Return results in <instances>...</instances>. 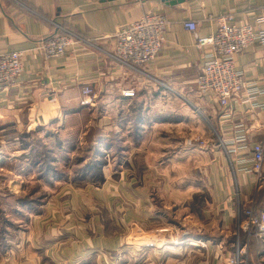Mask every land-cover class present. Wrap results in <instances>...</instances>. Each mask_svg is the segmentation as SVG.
Returning <instances> with one entry per match:
<instances>
[{"label":"crops","instance_id":"crops-1","mask_svg":"<svg viewBox=\"0 0 264 264\" xmlns=\"http://www.w3.org/2000/svg\"><path fill=\"white\" fill-rule=\"evenodd\" d=\"M263 8L264 0H0V51L25 52L16 80L0 84V176L14 193H45L0 264H228L244 243L250 259L263 256V240L245 227L250 212H264V161L263 183L251 170V146L264 143V44L235 56L254 97L241 92L222 107L194 84L205 62L196 37L214 33L210 17L251 21ZM146 10L169 20L145 68L151 81L108 55L114 32ZM187 19L198 22L193 32ZM67 26L82 39L63 55L33 49ZM84 84L89 103L80 102ZM192 135L209 150L186 147Z\"/></svg>","mask_w":264,"mask_h":264},{"label":"built area","instance_id":"built-area-1","mask_svg":"<svg viewBox=\"0 0 264 264\" xmlns=\"http://www.w3.org/2000/svg\"><path fill=\"white\" fill-rule=\"evenodd\" d=\"M216 29L208 36H197L196 45L205 48V62L200 66L194 84L201 93H209L224 107L236 94L245 92L249 98L254 97L258 88L246 81L235 66L236 54L245 51L254 42L264 44V8L251 21L236 22L232 13L211 16ZM169 20L165 14L146 10L137 18L120 26L114 32V44L108 55L119 64L147 74L145 68L154 60ZM183 26L194 31L198 22L187 19ZM67 32V31H66ZM75 38V40H73ZM77 35L57 33L48 36L33 47L45 58H55L63 55L66 48L76 40ZM23 50L0 51V84H12L22 71ZM92 88L84 84L81 88V103L91 101ZM124 95H132V90L123 91ZM261 126V124L259 123ZM196 142V143H195ZM190 145L198 144L200 149H208V142L202 138L187 141ZM251 170L261 178L260 172L264 161V143L256 142L252 146ZM246 231L264 242V212L250 214L247 217ZM228 264H264V254L257 260H252L247 254V243L238 245L233 255L226 258ZM150 264H164L154 260Z\"/></svg>","mask_w":264,"mask_h":264},{"label":"rangeland","instance_id":"rangeland-1","mask_svg":"<svg viewBox=\"0 0 264 264\" xmlns=\"http://www.w3.org/2000/svg\"><path fill=\"white\" fill-rule=\"evenodd\" d=\"M65 30H67V32H64V33L67 35L73 34V35L79 36L78 34L75 33V31H73L68 26L65 28ZM73 40H75V38ZM119 65L126 67L125 65H122V64H119ZM142 76L146 77L147 81H151L149 75L142 74ZM132 95H134V91ZM80 100L82 99L80 98ZM189 138L191 139L199 138L200 139L202 137H200L199 135H192L186 139L185 146L194 148L195 149L194 152H195L196 149L199 148L198 144H195V145L188 144L187 141ZM215 139L216 138L214 137V140ZM204 140L208 142V145L210 147V142L207 139H204ZM100 146L102 147L101 144ZM147 146H149V144ZM209 147L205 151L209 150ZM34 149H35V154H34L35 162H37L38 165L40 164V166L44 165L43 159L41 157L43 147L39 146L38 144H34ZM256 175L257 174L254 173V178L256 182L258 183V185L263 183L262 172H260L261 178L257 177ZM1 177L2 176H0V254L3 255V253L7 249L10 248L11 243H14L16 245V243L12 240L13 237L20 234V232L24 231L23 229L27 227V223H28L27 215L30 214L31 211L35 213H38L39 211H41L42 209L41 201L43 200V196L45 195V193L43 191H37V190L35 192L30 191V190L28 191L25 190L24 192H20V191L18 192L19 189L16 190V193H14L13 191H11L10 186L8 187L5 185V183H3V182H6V179L8 182V178L4 179V177L2 178ZM25 180L23 184L24 186H26ZM263 190L264 189H262V192H264ZM19 198H27V200L30 201V204H26V202H22V199H19ZM17 204L21 205V207L19 208ZM29 206H31V208H29Z\"/></svg>","mask_w":264,"mask_h":264},{"label":"water","instance_id":"water-1","mask_svg":"<svg viewBox=\"0 0 264 264\" xmlns=\"http://www.w3.org/2000/svg\"><path fill=\"white\" fill-rule=\"evenodd\" d=\"M161 1L167 5H174L177 3H182V2L187 1V0H161Z\"/></svg>","mask_w":264,"mask_h":264},{"label":"trees","instance_id":"trees-1","mask_svg":"<svg viewBox=\"0 0 264 264\" xmlns=\"http://www.w3.org/2000/svg\"><path fill=\"white\" fill-rule=\"evenodd\" d=\"M105 144H103V146H104ZM42 147V146H41ZM82 158V157H81ZM89 166V163L88 164H84L83 165V167L85 168V167H88ZM19 199H22V202H26V204H30V201L29 200H27V198H19ZM252 238V237H251ZM250 238V239H251ZM258 240H260V239H258ZM252 243H253V240H252Z\"/></svg>","mask_w":264,"mask_h":264}]
</instances>
